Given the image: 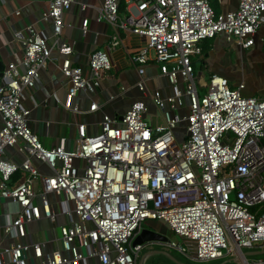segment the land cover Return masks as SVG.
Here are the masks:
<instances>
[{"label":"built area","instance_id":"built-area-1","mask_svg":"<svg viewBox=\"0 0 264 264\" xmlns=\"http://www.w3.org/2000/svg\"><path fill=\"white\" fill-rule=\"evenodd\" d=\"M46 1L43 18L53 39L34 26L16 32L22 55L16 54L0 77V197L16 205L14 217L0 224L10 237L0 249V264L3 256L11 264H26L30 248L42 258L40 243L20 241L25 224L58 216L66 218L57 227L61 249L35 264H139L143 256L144 264L156 245L201 262L264 264V257L245 254L264 249V94L245 95L243 82L230 86L217 74L201 80L192 62L201 56L203 40L218 34L243 48L252 45L264 21V0H238L236 9L223 13H215L211 0H131L134 8L122 19L119 0H104L98 20L145 39L129 58L138 72L135 86L150 96L162 121L151 123L146 103L137 99L121 118L103 114L95 134L76 124L70 149L63 142L41 144L29 126L30 110L22 105L24 91L57 52L68 83L65 107L80 113L72 98L96 91L112 66L110 52L124 41L115 33L94 50L85 74L71 61L72 43L61 37L64 13L75 0ZM81 25L85 31L87 20ZM149 62L166 78L168 94L149 92ZM200 88H206L203 95ZM97 107L92 102L89 111ZM6 148L23 159L5 157ZM33 159L49 173L40 172ZM19 170L23 180L9 186ZM146 220L164 222L183 244L171 239L133 245Z\"/></svg>","mask_w":264,"mask_h":264},{"label":"crops","instance_id":"crops-1","mask_svg":"<svg viewBox=\"0 0 264 264\" xmlns=\"http://www.w3.org/2000/svg\"><path fill=\"white\" fill-rule=\"evenodd\" d=\"M103 2L104 0H75L64 13L65 24L61 37L72 43L74 51L71 61L81 66L85 74H88L89 56L94 50L101 48L115 33L124 41L123 45L110 52L112 66L104 73L96 91L92 94L80 91L72 98L71 104L76 105L80 113H74L65 107L68 100V83L60 71L61 57L57 52L52 53L53 59L41 69L34 86L24 91L22 105L30 110L29 126L45 147L63 142L66 148H72L77 136L76 124H85L86 132L95 134L99 131L103 114L120 118L131 102L137 99L146 103L151 123L162 121V116L150 96L135 86L138 72L129 58L143 46L145 39L117 28L105 20H98L99 8ZM212 4L217 13H223L236 9L238 0H212ZM133 8L131 0H119V19L127 16L129 10ZM47 9L46 0H0V62L4 68L15 60L16 54L22 55L21 43L14 36L16 32L25 33L27 27L34 26L50 40L53 39L51 24L43 18ZM84 19L87 20L85 31L81 25ZM207 44L201 56L194 59V72L198 78L205 80L210 75L217 74L227 78L232 86L243 82L242 91L245 95L264 94V85H258L255 80H248L245 76V68L250 67L252 70L255 66L262 69L264 76V21L253 35V44L247 48L227 42L222 34L216 35ZM19 68L23 71L22 66ZM145 71L149 78L147 81L149 92L155 89H159L163 94L170 92L166 78L160 75L155 63L146 64ZM92 102L98 107L94 111H89ZM175 135L178 139L182 138L180 128L175 130ZM4 153L5 157L16 161L23 159V155L14 148H6ZM33 163L40 172L49 173L50 170L42 162L33 159ZM24 176V172L19 170L11 176L8 185L13 186L21 182ZM35 187L37 190L40 189L38 180ZM36 201L39 203L38 197ZM51 202L54 203L52 196ZM15 210L16 205L11 200L0 197V224L13 218ZM65 220L63 216H58L55 220L43 217L25 224V235L20 241L25 244L40 243L43 253L42 258H36L30 248L25 253L26 264H35L46 258V254L53 249H61L57 227L59 223H65ZM143 228H151L158 232L154 222ZM9 242L10 237L0 228V249L6 247ZM154 252L152 250L148 255ZM3 264H11L7 256H3Z\"/></svg>","mask_w":264,"mask_h":264},{"label":"rangeland","instance_id":"rangeland-1","mask_svg":"<svg viewBox=\"0 0 264 264\" xmlns=\"http://www.w3.org/2000/svg\"><path fill=\"white\" fill-rule=\"evenodd\" d=\"M211 6L213 8V10L216 12L215 8L213 7L212 4V0H211ZM199 56L196 57H192V62L194 63V59L197 58ZM245 76L248 80H255L256 84H260V85H264V76H262L263 71L259 66H255L252 70L250 67L245 68ZM194 75L197 76L196 72H194ZM205 81H207V78L205 79ZM230 86H232L230 84ZM206 92V88H200L199 90V94L203 95ZM180 130L182 131V127H184V123L181 122L180 123ZM154 222L155 224V228L158 229V232H160V234L165 235L169 240H177L179 243H182V240L177 238L175 235L172 234V232L168 229L167 225L159 220H146L143 223V226H147V225H151V223ZM164 223V224H163ZM163 247H161V245H156L154 248V253H151L148 255V260H146L144 262V264H166L169 263V258H173L174 260H178L180 264H220L222 262V260H211L209 262H201V261H197L191 258H188L187 256L183 255L180 251L173 249L171 247L167 248L166 251H164L162 249ZM146 252V249L143 250L142 254ZM164 252V253H163ZM247 252V250L245 251ZM140 254V256L142 255ZM264 257L263 255H255V256H248L249 259H252L254 257ZM169 257V258H167ZM227 264H236L235 261H231L230 263Z\"/></svg>","mask_w":264,"mask_h":264},{"label":"water","instance_id":"water-1","mask_svg":"<svg viewBox=\"0 0 264 264\" xmlns=\"http://www.w3.org/2000/svg\"><path fill=\"white\" fill-rule=\"evenodd\" d=\"M3 68L4 67L2 63L0 62V77L2 76ZM168 240L169 239L165 235L160 234L154 229L142 228V230L133 238L132 243L133 245H136V244H142V243L149 242V241H168ZM245 254L248 256L263 255L264 249L248 251V252H245ZM143 257L139 260V264H143Z\"/></svg>","mask_w":264,"mask_h":264},{"label":"trees","instance_id":"trees-1","mask_svg":"<svg viewBox=\"0 0 264 264\" xmlns=\"http://www.w3.org/2000/svg\"><path fill=\"white\" fill-rule=\"evenodd\" d=\"M121 3H122V2H121ZM210 39H212V38H207V39L203 40V42H202V49H203V50L208 46L207 42H208ZM169 260H170L169 262H170L171 264H180L178 260H173L172 258H169ZM170 263H169V264H170Z\"/></svg>","mask_w":264,"mask_h":264}]
</instances>
